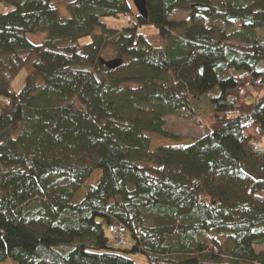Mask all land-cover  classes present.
Instances as JSON below:
<instances>
[{
    "label": "trees",
    "instance_id": "1",
    "mask_svg": "<svg viewBox=\"0 0 264 264\" xmlns=\"http://www.w3.org/2000/svg\"><path fill=\"white\" fill-rule=\"evenodd\" d=\"M145 1L146 19L131 0H70L68 17L0 0V264H264V0ZM202 99L201 138L151 149L179 140L168 117L200 125Z\"/></svg>",
    "mask_w": 264,
    "mask_h": 264
},
{
    "label": "rangeland",
    "instance_id": "2",
    "mask_svg": "<svg viewBox=\"0 0 264 264\" xmlns=\"http://www.w3.org/2000/svg\"><path fill=\"white\" fill-rule=\"evenodd\" d=\"M70 0H53V4L56 6L58 14L62 17H68L67 12V3ZM187 18V14L185 13H179L174 12L170 15L169 20H175V21H184ZM102 23L107 27L109 30L114 31H121L129 26V19H125L123 17L119 18H104L102 19ZM138 33L147 35V36H154L157 33V30L151 26H143L138 28ZM100 34V29H96L93 36ZM93 36L83 38L79 41L80 46H84L88 44L92 39ZM44 35L39 36H29L28 41L31 44L34 45H40L43 42ZM102 59L106 62L112 61L116 58L115 54L112 50L108 49L102 54ZM27 76V68H22L18 74L14 77L12 83H11V91L14 93H19L22 88L24 87L25 80ZM216 92L211 93V95H215ZM205 99V98H203ZM201 100L195 108L198 110V115H202L198 121L201 123L200 125L198 123H194L190 120L171 116L166 119V126L165 130L174 134L175 136L179 137V140H168L165 138H159V137H151V149H154L161 146H170V145H190L195 140L201 138L205 132H206V125L208 124L205 120V116L209 114V108L207 107L204 100ZM200 112V113H199ZM198 118V116L196 117ZM97 173L94 175L96 176ZM86 191V186L83 187V189L80 191V194L76 197L75 201L77 202L81 197H83V194ZM264 197V193L262 196L257 197V199ZM119 224V223H118ZM128 258L132 260L135 264H149L147 258L141 254H134L129 255Z\"/></svg>",
    "mask_w": 264,
    "mask_h": 264
},
{
    "label": "water",
    "instance_id": "3",
    "mask_svg": "<svg viewBox=\"0 0 264 264\" xmlns=\"http://www.w3.org/2000/svg\"><path fill=\"white\" fill-rule=\"evenodd\" d=\"M133 3V6L135 10L137 11V14L143 18H147V11H146V1L145 0H131ZM193 9H198V10H206V8L202 7H193ZM123 61L120 59H114L112 61L106 62L104 60H100V64L107 68L110 71H114L119 69L122 66Z\"/></svg>",
    "mask_w": 264,
    "mask_h": 264
},
{
    "label": "built area",
    "instance_id": "4",
    "mask_svg": "<svg viewBox=\"0 0 264 264\" xmlns=\"http://www.w3.org/2000/svg\"><path fill=\"white\" fill-rule=\"evenodd\" d=\"M111 236L114 240V243L118 247H125L127 244L126 238H125V229L123 225L114 223L112 227L110 228Z\"/></svg>",
    "mask_w": 264,
    "mask_h": 264
}]
</instances>
